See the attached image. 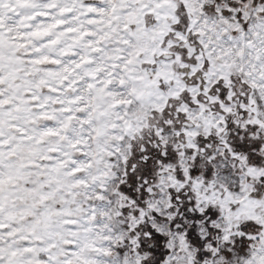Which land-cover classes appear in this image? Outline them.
I'll list each match as a JSON object with an SVG mask.
<instances>
[{
    "label": "snow or ice",
    "instance_id": "snow-or-ice-1",
    "mask_svg": "<svg viewBox=\"0 0 264 264\" xmlns=\"http://www.w3.org/2000/svg\"><path fill=\"white\" fill-rule=\"evenodd\" d=\"M0 264H264V0H0Z\"/></svg>",
    "mask_w": 264,
    "mask_h": 264
}]
</instances>
